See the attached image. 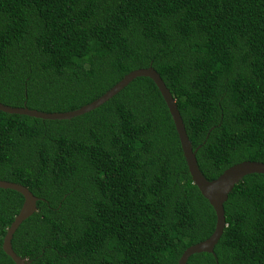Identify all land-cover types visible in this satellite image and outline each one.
Wrapping results in <instances>:
<instances>
[{
	"label": "trees",
	"instance_id": "1",
	"mask_svg": "<svg viewBox=\"0 0 264 264\" xmlns=\"http://www.w3.org/2000/svg\"><path fill=\"white\" fill-rule=\"evenodd\" d=\"M150 64L208 180L264 162V0H0L5 105L74 110ZM0 179L38 197L11 239L28 264H178L215 227L146 76L71 119L0 110ZM22 202L0 188V264H15L2 241ZM224 211L213 253L186 264H264V174L244 176Z\"/></svg>",
	"mask_w": 264,
	"mask_h": 264
},
{
	"label": "water",
	"instance_id": "2",
	"mask_svg": "<svg viewBox=\"0 0 264 264\" xmlns=\"http://www.w3.org/2000/svg\"><path fill=\"white\" fill-rule=\"evenodd\" d=\"M139 76H146L151 78L160 91L174 122L183 156L188 167V172L192 179V183L197 186L201 194L209 201L210 205L215 211L216 221L212 234L206 239L187 247L179 257L178 264H186L189 256L194 253H213L214 246L218 242L226 226L224 202H226V200L228 199L229 193L231 192L232 188L243 179L244 176L252 173L264 174V162L256 160H243L229 166L216 178L208 180L199 169L195 154L197 148H192L191 141L189 140V137L187 135L183 119L177 108V104L171 92L165 85L163 79L151 64L148 67L137 68L128 72L101 96H99L92 102L74 110L64 112H43L36 109H30L25 105L21 107H15L5 105L1 102L0 110L10 114H22L42 119H71L75 116L81 115L97 108L108 99L113 97L134 78ZM0 188L15 190L23 196V202L20 210L14 216L13 221L10 223L3 237L2 249L8 256L12 258L15 264H28L29 260L27 258L21 257L15 253L11 245V239L21 222L37 210L36 202L38 200V197H36L26 186L12 181L0 179Z\"/></svg>",
	"mask_w": 264,
	"mask_h": 264
}]
</instances>
